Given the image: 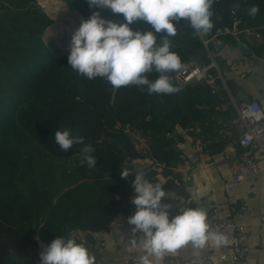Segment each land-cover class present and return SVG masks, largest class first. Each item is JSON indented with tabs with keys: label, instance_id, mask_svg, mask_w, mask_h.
<instances>
[{
	"label": "trees",
	"instance_id": "1",
	"mask_svg": "<svg viewBox=\"0 0 264 264\" xmlns=\"http://www.w3.org/2000/svg\"><path fill=\"white\" fill-rule=\"evenodd\" d=\"M66 1L84 20L91 15L85 0ZM252 5L260 8L255 18L248 15ZM213 11L214 27L207 34H197L181 20L177 34L168 37L183 66L192 61L210 65L214 59L225 71L224 60L210 51L216 40L230 43L234 36L212 39L210 34L236 19L244 30L264 32V0H215ZM101 15L124 22L107 9ZM53 22L38 0H0V264H36L38 238L51 242L74 230L108 229L121 214H130L135 173L127 179L120 173L133 169V159L151 158L171 169L179 160L185 130L200 127L199 134L206 135L210 114L237 115L228 90L213 85L220 79L213 65V82L202 79L192 85L172 72L171 80L180 88L173 94L149 95L135 85L114 89L104 78L78 74L68 64L69 51L56 55L50 47H58L44 39ZM130 27L154 32L143 21ZM154 34L161 44L166 34ZM257 53L264 55V43ZM147 76L154 80L158 73ZM228 83L235 91L236 83ZM64 129L93 147L94 168L81 164L83 145L65 152L55 143V132ZM134 134L144 139L143 147ZM153 164L143 172L155 183ZM10 251L18 256L11 258Z\"/></svg>",
	"mask_w": 264,
	"mask_h": 264
},
{
	"label": "clouds",
	"instance_id": "2",
	"mask_svg": "<svg viewBox=\"0 0 264 264\" xmlns=\"http://www.w3.org/2000/svg\"><path fill=\"white\" fill-rule=\"evenodd\" d=\"M91 15L82 20L72 36L68 64L78 74L95 79L101 77L114 88L137 86L151 94H173L180 91L174 86L170 74L183 68L181 58L172 51L168 37L177 34L176 25L185 20L199 35L207 34L214 27L213 4L215 0H85ZM238 7V6H237ZM113 16H122L123 23L103 18V10ZM259 5H252L248 15L255 18ZM143 21L153 31L133 30L130 25ZM165 33L157 44L154 33ZM156 72L158 77L149 80L147 74ZM55 143L67 152L75 145L81 148V164L89 168L97 164L90 144L74 134L71 129L57 130ZM122 179L133 175V170H122ZM134 195L131 203L136 211L127 217L131 227L130 243L133 247L143 241L144 253L138 264H153L155 258L165 253H176L191 245L200 253L212 241L217 247L227 244L228 238L210 230L207 212L203 208H187L170 218L171 204L162 200L169 195L159 183H152L141 170H136L131 181ZM11 258L18 254L10 251ZM95 257L83 243L72 237L59 236L44 246L39 253V264H94Z\"/></svg>",
	"mask_w": 264,
	"mask_h": 264
},
{
	"label": "crops",
	"instance_id": "3",
	"mask_svg": "<svg viewBox=\"0 0 264 264\" xmlns=\"http://www.w3.org/2000/svg\"><path fill=\"white\" fill-rule=\"evenodd\" d=\"M257 32L262 36H258ZM234 39L233 42H225V47L219 54H216L214 46L213 55H219L227 69L220 71L216 62L220 79L213 85L217 90L226 88L234 106L247 97L258 99L264 107V55L257 53V47L264 43V32L257 29L248 32L242 29ZM220 41L222 40H216L215 44ZM240 42H243L250 51H244ZM228 72H231L232 76H226ZM229 79L236 83L235 91L229 86ZM223 107L227 108L228 105L225 104ZM206 125L210 126L206 135L199 134L200 127L192 129V132L185 130L179 143L181 150L179 160L173 163L171 169L159 165V162L153 164L157 172L155 183L161 184L169 195L163 198L162 202L172 205L169 210L170 218L187 208L199 207L207 214L217 209L223 217L242 219L248 228L247 242L250 250L239 262L224 261L220 257L222 252H229L235 244L234 231L225 234L228 238L225 245L217 247L214 242L209 241L208 247L200 253H194L191 245H188L176 253H165L162 257L155 258L153 264H181L182 261L203 253L214 254L212 264H264V159L261 163L262 170L258 174H248L247 178L237 180V171H247L238 157L240 150L236 144L239 133L238 115L234 113L228 117L212 113ZM220 145H223V149L214 152L213 148ZM170 170L172 176L167 173ZM173 176L176 179H173ZM165 182L174 184L165 187ZM239 206L246 209L242 217L236 211ZM135 211V206L130 202V214H121L108 229L74 230L69 237L85 244L95 257L94 264H129L131 253L144 252L143 241H139L135 247L130 243L132 226L127 223V217L133 215ZM90 233L92 239L88 237ZM40 251L38 248L36 264H39Z\"/></svg>",
	"mask_w": 264,
	"mask_h": 264
},
{
	"label": "built area",
	"instance_id": "4",
	"mask_svg": "<svg viewBox=\"0 0 264 264\" xmlns=\"http://www.w3.org/2000/svg\"><path fill=\"white\" fill-rule=\"evenodd\" d=\"M251 32L253 29H245ZM242 31L240 28V20L236 19L232 25L220 27L213 34V38H220L222 36L232 35L235 36ZM258 36H262L257 32ZM205 44L209 40L204 39ZM213 56V51H210ZM216 66V62L212 61L210 65H200L194 61L187 63L183 68L177 72V77L185 83H189L192 79L201 81L207 79L213 82L215 77L209 74L211 66ZM235 108L239 120V133L236 138V144L239 145L240 150L238 157L246 168V172L242 170L237 171L236 179L242 180L250 175H256L262 170V159H264V107L258 99H247L239 103H235ZM137 143L143 147L145 145L144 139L139 134H134ZM256 147V149H255ZM163 165L162 163H158ZM183 208H179L182 210ZM239 216H243L246 212L245 207L239 206L237 208ZM210 230L227 234L236 232V242L229 252H222L220 257L224 261L239 262L249 252L250 247L247 242L248 228L244 221L235 220L229 217H223L219 214V210L215 209L212 213L207 214ZM145 254L133 252L129 256V264H138L139 257ZM214 254L203 253L201 255L193 256L181 262V264H212Z\"/></svg>",
	"mask_w": 264,
	"mask_h": 264
},
{
	"label": "rangeland",
	"instance_id": "5",
	"mask_svg": "<svg viewBox=\"0 0 264 264\" xmlns=\"http://www.w3.org/2000/svg\"><path fill=\"white\" fill-rule=\"evenodd\" d=\"M38 2L54 19L53 24L44 34L47 43L53 42L52 45L58 47L57 51H53V48L50 47L51 52L56 55L68 52L72 36L80 27L84 20L83 17L66 0H38Z\"/></svg>",
	"mask_w": 264,
	"mask_h": 264
},
{
	"label": "water",
	"instance_id": "6",
	"mask_svg": "<svg viewBox=\"0 0 264 264\" xmlns=\"http://www.w3.org/2000/svg\"><path fill=\"white\" fill-rule=\"evenodd\" d=\"M213 34L214 33H211L210 35H211V37H213ZM240 44V46H241V48L244 50V51H250V49L248 48V47H246L245 46V44L243 43V42H240L239 43ZM215 47H216V54H219L221 51H222V49L225 47V42H223V41H220V42H218L217 44H215ZM226 76H232V73L231 72H228L227 74H226ZM198 81L196 80V79H192L191 81H190V83L192 84V85H194L195 83H197ZM243 100H247V97L245 98H243L242 99V101ZM179 129L180 130H182L183 129V127H181V126H179ZM223 149V145H220V146H215L214 148H213V151L215 152V151H219V150H222ZM131 160V158L130 157H127L126 158V162H129ZM132 163H133V173H135V171L136 170H139V169H141L142 171L144 170V169H146V168H148L149 166H151L152 165V163H153V159H151V158H143V157H138V158H135V159H133L132 160ZM88 237H90L91 239L93 238L92 237V235H91V233L90 234H88ZM38 241H39V248L42 250V248L44 247V246H47L48 244H50L51 242H46V241H44L42 238H38Z\"/></svg>",
	"mask_w": 264,
	"mask_h": 264
}]
</instances>
